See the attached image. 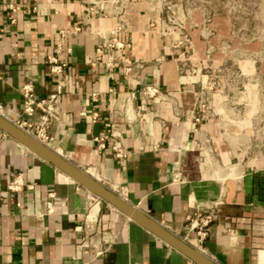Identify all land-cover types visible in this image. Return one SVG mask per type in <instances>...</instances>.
Listing matches in <instances>:
<instances>
[{
  "label": "crops",
  "instance_id": "obj_1",
  "mask_svg": "<svg viewBox=\"0 0 264 264\" xmlns=\"http://www.w3.org/2000/svg\"><path fill=\"white\" fill-rule=\"evenodd\" d=\"M160 22L159 7L147 0H0L4 116L27 119L23 84L39 97L60 84L47 145L108 188L125 186L126 201L217 264H264V133L254 138L239 113V123L227 124L236 107L221 104L251 98L207 91L222 65L228 21L218 17L211 36L188 23L179 45ZM112 32L126 45L107 69L101 44ZM49 55L68 63L62 74L50 72ZM146 86L159 97L143 95ZM113 130L125 160L111 151ZM101 135L98 150L94 137ZM15 173L32 188L10 191ZM91 207L97 211L89 219ZM199 214L211 215L203 237L192 228ZM0 264L195 263L0 130Z\"/></svg>",
  "mask_w": 264,
  "mask_h": 264
},
{
  "label": "rangeland",
  "instance_id": "obj_2",
  "mask_svg": "<svg viewBox=\"0 0 264 264\" xmlns=\"http://www.w3.org/2000/svg\"><path fill=\"white\" fill-rule=\"evenodd\" d=\"M147 1L152 6L159 7L160 32L163 35L177 36L174 37L177 45L184 42L181 36L185 34L188 23L193 27L200 25L206 28L207 35L211 36L215 32L213 28L215 20L218 17L227 19V34L223 43L219 45L224 58L218 73H215L216 77L210 79L207 91L210 97L215 93L221 98H251L252 101L246 103L225 102L221 105L230 111L236 107L234 113H230L228 125L239 123L236 119L239 113L244 115V126L253 132V137L257 140L258 137H263L264 72L261 71V67L264 66V0ZM173 6L176 7L175 11L172 9ZM197 16L200 23L194 22ZM211 54L212 52L208 59L210 63ZM242 63L250 64L253 69L243 70ZM240 108L241 112L238 110ZM224 132L233 136L227 130ZM241 155L244 158L248 154L241 152Z\"/></svg>",
  "mask_w": 264,
  "mask_h": 264
},
{
  "label": "built area",
  "instance_id": "obj_3",
  "mask_svg": "<svg viewBox=\"0 0 264 264\" xmlns=\"http://www.w3.org/2000/svg\"><path fill=\"white\" fill-rule=\"evenodd\" d=\"M78 30H80L79 26L75 28V31ZM125 45L126 44L116 36L115 32H112L110 36L106 38L103 37V43L101 44V46L103 47L107 55L104 61V65L107 69H111L114 66L115 58L113 57V52L123 49ZM61 48L62 44L59 43L57 45V52H59ZM101 49L102 48L99 47L98 51L101 52ZM68 51H70V49H68ZM46 62L49 66L50 72L57 75L62 74L68 66V63L66 61H60L56 55H49L47 57ZM129 70L130 66L126 65L125 72H128ZM21 91L23 96L21 109L27 119L14 123L36 139L48 144L51 140V136H49L48 134V127L51 122L57 118L56 105L58 102V98L62 92V86L58 84L54 92H51L44 97H39L34 92V88L30 83L23 84ZM142 94L148 97H159V90L154 86H146L143 89ZM200 106L205 111V104H201ZM36 111L40 112L39 119L37 121H32L30 118L35 114ZM0 114L4 116L2 103H0ZM90 117L91 121L95 122L98 118V113L96 111H92ZM109 135L112 138L110 148L113 152V155L120 161L125 160V158L127 157V152L122 144V141L120 140V134L113 130L110 132ZM105 139L106 138L103 135L94 137V142L96 143V148L98 150L103 149L105 147ZM32 186L33 185L24 184L21 173L12 174L11 180L7 184V188L12 192L21 191L24 188H32ZM111 190L122 199L127 200V192L125 186H118L112 188ZM88 194L93 199L98 201L100 200L97 196L90 193L89 191ZM17 205H19V203H17ZM46 207L48 211H51V206L49 203L46 205ZM210 218L211 215L205 216L199 214L193 220L192 228H198L197 234L199 237H203L205 235V231L203 230V228L210 221Z\"/></svg>",
  "mask_w": 264,
  "mask_h": 264
},
{
  "label": "water",
  "instance_id": "obj_4",
  "mask_svg": "<svg viewBox=\"0 0 264 264\" xmlns=\"http://www.w3.org/2000/svg\"><path fill=\"white\" fill-rule=\"evenodd\" d=\"M0 130L20 142L28 150L55 165L75 183L97 196L100 200L110 204L128 216L131 220L154 233L165 243L187 256L195 264H217L199 249L194 248L167 230L158 221L150 217L138 207L119 197L89 172L71 163L60 152L28 134L18 127L13 121L1 114Z\"/></svg>",
  "mask_w": 264,
  "mask_h": 264
},
{
  "label": "bare ground",
  "instance_id": "obj_5",
  "mask_svg": "<svg viewBox=\"0 0 264 264\" xmlns=\"http://www.w3.org/2000/svg\"><path fill=\"white\" fill-rule=\"evenodd\" d=\"M90 173L96 175L95 172L90 171ZM95 177H97V176H95ZM96 211H97V209H95L94 207H91L90 210H89V213L87 214V215H88V218H89V219H92L93 216L95 215ZM95 216H96V215H95ZM88 218H87V219H88ZM89 219H88V220H89ZM90 222H91V221H90ZM89 224H90V223H89Z\"/></svg>",
  "mask_w": 264,
  "mask_h": 264
}]
</instances>
